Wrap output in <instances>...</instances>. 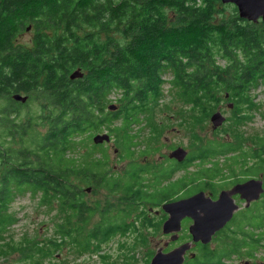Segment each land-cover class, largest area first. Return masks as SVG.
Masks as SVG:
<instances>
[{"label": "trees", "instance_id": "16d2710c", "mask_svg": "<svg viewBox=\"0 0 264 264\" xmlns=\"http://www.w3.org/2000/svg\"><path fill=\"white\" fill-rule=\"evenodd\" d=\"M25 33L30 37L23 42ZM76 69L83 77L70 80ZM166 84L198 112V121L221 100L234 104L235 123L247 121L251 115L240 113L254 107L247 94L264 89V22L240 19L234 6L220 0H0V238L16 223L8 212L16 192L38 194L41 205L63 213L54 225L56 238L46 240L42 257L50 258L65 243L82 252L128 231L132 214L158 208L186 188L182 179L172 180L171 164L152 167L150 184L141 180L144 167L127 171L134 164L132 127L158 106ZM113 93L119 108L107 111ZM13 94L27 101L15 102ZM34 101L36 110L30 108ZM117 121L121 127L115 129ZM101 128L115 136L121 158L129 161L120 173L103 171L105 151L90 143ZM232 152L233 163L260 159L264 176V134L249 147L239 139L209 143L186 164ZM209 170L221 172L214 165L200 175ZM82 185L116 193L118 203L89 206ZM261 204L259 219L253 211L240 215V238L234 236L218 255L201 246L187 263L224 264L243 248L247 256L264 249V194ZM97 213L98 222L82 236ZM26 244L39 251L38 241Z\"/></svg>", "mask_w": 264, "mask_h": 264}, {"label": "rangeland", "instance_id": "374dc122", "mask_svg": "<svg viewBox=\"0 0 264 264\" xmlns=\"http://www.w3.org/2000/svg\"><path fill=\"white\" fill-rule=\"evenodd\" d=\"M229 12L230 10H228ZM257 24L262 25V22L259 21ZM29 37L30 34L25 33L22 41L26 42ZM219 63L224 65L226 61L222 59ZM165 78L167 79L168 76H165ZM251 94L254 96L252 99L254 107L250 109L243 107L240 110V113L251 115L247 121L235 123L233 116L236 111L234 112L228 108L229 103L232 102L228 100H221L219 105L206 118L198 121V112L190 108L189 105L177 100L175 91L171 90L166 84L163 87V97L158 102V106L149 112L148 115L143 116L140 124L132 127L131 134L136 137L133 142L134 148L132 149V160L135 165L130 164L127 171L137 169L138 166L144 167L143 174L141 173V180H144V184H150L152 177L148 172H150L152 167L167 164L173 165L176 172L172 180L182 179L183 184L187 183L186 188L182 186L178 188L182 190H178V194L173 200L178 199L183 193L187 195L193 192L195 183L206 184L203 178L207 180L214 178L217 173H213L212 170L206 171V173H210L200 175V172L205 169H211L214 165L221 171V176H216L213 179L214 182L229 177L230 171L239 170L241 164L239 159L243 158H236V163L230 161L229 157L237 155V152L229 153L226 156L213 157L206 161L200 159L188 164H186L185 160H190V155L193 152L209 143H235L236 139H239V145L242 143L245 147L253 145V140L264 134V89L259 86L251 90ZM118 98L119 94L113 93V95L109 96L106 106L116 105L119 108ZM36 103V101L31 103L30 108L32 110H36ZM217 110L222 113L226 120L222 126L213 130L210 116ZM27 115L22 113L20 117L25 119ZM112 126H118L115 129L121 127L119 121ZM41 130L42 132L45 131ZM103 133L110 134V131L107 128H101L99 132L91 134L90 143H92L91 138L93 136ZM111 137L110 143L101 144V149L105 151L103 160L106 162L103 171L110 174L120 173L125 169L129 161L121 158L122 150L119 147L120 145L115 142L114 135H111ZM177 147L187 151V158L180 164L168 158L169 152ZM95 157L99 158L101 155L98 153ZM184 162L185 165H183ZM230 163L231 167H229ZM88 188H90V191H87ZM82 189L84 191L83 199L89 206L95 208L97 204L102 206L106 200L115 204L118 203L117 199L119 196L104 188L82 185ZM39 198L38 194L32 195L29 192L15 193L8 212L14 216L16 223L7 227L0 238V264H149L158 249L167 252V250H172L173 247L180 243L179 241H176L177 243L170 241V236L162 233V224L169 215L161 210V206L158 208L146 206L138 215H131L128 221L133 222V226L128 231L114 233L102 242H92L90 247L82 249V252L78 251L75 245L65 243L64 246L52 252V257L43 258L42 254L46 246V240L56 238L54 225L61 220L63 213H59L47 205H41ZM241 214L243 212L235 215L226 228H223V231L221 230L216 238L210 242L209 248L215 251L217 255L222 251L224 245L227 248V245L231 244L234 236L240 238L237 228L245 223L244 219L240 217ZM64 216L66 217L67 213ZM135 217L138 218L133 221ZM98 220L99 216L97 213L91 219L88 227L82 232V236L87 235ZM187 225L186 219L181 222V226L184 229L178 233L181 236L180 241H184L188 237L187 229L189 227ZM103 228L104 226L99 230L101 231ZM259 235H261V232ZM33 240L39 242L36 247L31 245L34 249L39 250L38 252H35L33 248H24L27 247V242ZM199 247L195 246L190 253L199 256L200 252L197 251ZM247 252V249L244 248L234 252L228 259L224 260V264H264V249L260 246L253 257H248L246 255ZM190 260L187 258L184 264H189L187 262Z\"/></svg>", "mask_w": 264, "mask_h": 264}, {"label": "water", "instance_id": "95a60500", "mask_svg": "<svg viewBox=\"0 0 264 264\" xmlns=\"http://www.w3.org/2000/svg\"><path fill=\"white\" fill-rule=\"evenodd\" d=\"M222 4H232L236 7L238 17L248 22L257 23L258 19L264 22V0H220ZM83 77L80 69L74 70L70 75V80ZM11 100L18 103H25L27 96L13 94ZM109 111L117 110L116 105L107 107ZM226 118L217 110L210 116L212 129L216 130L225 123ZM108 133L96 134L91 138L93 145H101L111 142ZM116 153V151H115ZM187 151L181 147L171 150L169 159L181 163L186 159ZM90 191V188L87 189ZM264 193L262 179H249L241 184H236L229 191H221L219 198L212 201L203 192H198L188 198L175 199L161 205V210L169 216L162 224V233L170 236V241L176 242L181 230V222L189 218L192 224L188 228L191 241L184 242L170 251L163 252L158 249L152 256L149 264H183L185 254L191 247L200 242L207 245L211 242L215 233L222 230L232 219L233 213L238 210V206L232 201L231 196L238 194L247 203V207L252 201H257Z\"/></svg>", "mask_w": 264, "mask_h": 264}, {"label": "flooded vegetation", "instance_id": "af4514ba", "mask_svg": "<svg viewBox=\"0 0 264 264\" xmlns=\"http://www.w3.org/2000/svg\"><path fill=\"white\" fill-rule=\"evenodd\" d=\"M259 21L263 22L261 18L258 19L257 22H259ZM247 95L252 99L254 98V96L251 94V91ZM229 104L230 105L228 106V108L230 110L234 111V104L233 103H229ZM186 160H188V159H186ZM186 160H185V162H187ZM239 160L241 162L239 170L237 171V169H235V170L230 171L229 177L222 178V179L218 180L217 182L213 181V179L216 177L212 178L211 180H207V179L203 178L206 181V183H209L211 188L207 187L209 185H206V184L202 185V184H196L195 183L196 184V185L194 184L195 190L193 192H191L190 194H187V195H186V193H183L178 199L188 198V197H190V196H192L198 192H203L206 197L210 198L212 201H216L219 198V194L221 191H223V190L229 191L236 184L243 183L249 179H262L263 186H264V179H263L264 176H262V166H261L260 159H258V158L252 159L250 157H243V158H240ZM185 162L183 165H185ZM178 164H180V163H178ZM218 176H221V175L219 174ZM224 180H226V181H224ZM231 198H232L233 203L238 206V210L233 213L232 219L229 222H231L233 220L235 215H238L242 212L245 213V212H250V211H253L255 213L256 217L259 219L260 214H261L262 196H260V198L257 201H252L248 207H247V203L244 200H242L238 194L232 195ZM185 219L187 220V224H188L187 226L189 227L192 224V221L189 218H185ZM185 219H183V220H185ZM229 222L226 224V226L229 224ZM226 226L224 227V229L226 228ZM186 227H185V230H186ZM182 229H184V228H182V226H181V230ZM222 231H223V229H222ZM219 232H221V230ZM219 232L215 233V235L212 237L211 242L216 238V236L219 234ZM257 232L260 233L261 231H257ZM187 236L188 237L184 241H180L181 236L179 235L177 242L179 241L180 243L178 245H176L175 247L179 246L180 244H182L184 242L191 241V236L189 235V232L187 233ZM209 244H207V245H209ZM195 246L201 247L204 245L201 244L200 242L195 243L191 247V249L186 252L185 261H187V258H189V259L192 258L193 260L196 258V256H197L196 254L190 253L192 248H194ZM175 247H173V248H175ZM200 247L198 248L197 251H199L201 249ZM255 253H256V251L254 252V254ZM253 255H249L248 257H253ZM185 261H184V263H186ZM197 261H199V260H197Z\"/></svg>", "mask_w": 264, "mask_h": 264}]
</instances>
